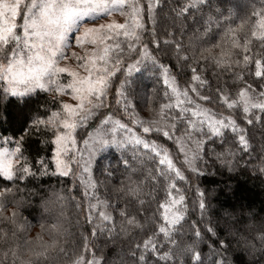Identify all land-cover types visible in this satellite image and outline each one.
Masks as SVG:
<instances>
[{"label":"snow or ice","instance_id":"snow-or-ice-1","mask_svg":"<svg viewBox=\"0 0 264 264\" xmlns=\"http://www.w3.org/2000/svg\"><path fill=\"white\" fill-rule=\"evenodd\" d=\"M160 4L0 0V125L13 129L0 134V225L11 226L0 227V264H107L92 243L98 232L128 241L112 264H230L233 239L250 254L264 253V224L248 236L231 228L222 236L205 219L206 193L195 188L190 210L184 189L210 163L232 171L243 160L264 174V144L253 156L248 136L250 126H264V0L243 16L225 0L214 10L210 0H186L170 10L162 33ZM205 6L207 17L188 23ZM142 70L166 86V102H156L155 88L147 96L149 118L130 99ZM81 127L91 131L79 137ZM32 137H42L51 155L26 154ZM109 149L119 153L114 166L99 159ZM96 167L106 179L95 178ZM117 175L113 195L102 197ZM43 176H71L81 190L50 188L41 200L49 219L21 244L18 234L30 227L22 219L24 193L36 194L21 185ZM70 202L91 226L71 244Z\"/></svg>","mask_w":264,"mask_h":264},{"label":"trees","instance_id":"trees-1","mask_svg":"<svg viewBox=\"0 0 264 264\" xmlns=\"http://www.w3.org/2000/svg\"><path fill=\"white\" fill-rule=\"evenodd\" d=\"M186 0H161L160 7L155 10L156 18L159 21L157 25V31L163 32L164 26H171V15L170 10L173 8H178ZM212 5V10L217 6V0H210ZM255 3L258 8L260 5V0H225L227 7L233 10L235 16H243L247 14L251 7ZM209 7L205 6L202 12H190L188 15L190 17L188 23H191V16L195 15L197 19L203 15L205 18L209 14ZM166 15L169 17L165 19ZM181 21H176V25L179 26ZM151 27V25H149ZM195 27V25H193ZM191 34V30H189ZM167 63V60L165 61ZM174 64L175 61H172ZM255 66L251 65V71L254 72ZM211 76V72L208 73ZM134 78L136 81L137 90L135 93L130 95V99L133 104L136 105V111L143 118H149L151 113L148 111L147 96L152 95L153 88L157 89L159 95L156 97V102H166L163 99V92L165 90V85L162 79L157 82L156 77L149 74L148 71H140L139 73H134ZM254 78V77H253ZM185 75H180L181 87H183V80ZM213 79V86H215V78ZM206 91V90H205ZM43 99V97H41ZM154 102V106H156ZM115 105V101H112ZM114 115L119 117L121 113L115 108L113 109ZM127 122V121H125ZM92 126L95 125V121L89 122ZM12 127L10 125H0V134L11 135ZM88 131H91L90 127H81L78 130L79 137L85 136ZM248 136L253 145L255 151L252 153L256 156L259 153L260 147L264 144V126L255 125L248 128ZM42 137H32L25 144L27 149L26 154H31L35 157L39 156H50L51 148L48 145L40 143ZM237 153V157H239ZM119 156L114 149H109L107 152L101 154L99 159L103 163H110L111 165L116 164V159ZM248 159V157H245ZM94 175L97 180L106 179L102 175L98 167L94 168ZM122 179L121 176L117 175L108 185V192L105 193L104 189H100L101 196H109L112 194V185L118 184ZM28 190L34 191L35 195H29V192L24 193L26 197V203L21 209L22 219L27 220L30 225L29 228L24 233H20L19 242L23 244L25 239L33 238L37 233L41 232L40 225L45 223L49 216L43 213V208L41 206V200L43 197L48 195L50 188L54 187L56 189L63 188L65 192L69 188H73L72 195H76L80 191L79 181L73 182V178L60 177V176H43L36 177L26 182V184L21 185ZM199 187L202 191L206 193V203L208 205L207 215L205 219L210 216L213 223H218L221 229V235L223 236L225 231L229 228L235 230L237 237L240 235L248 236L253 233L256 228H259L261 224H264V174L254 171L252 168H244V161L239 160V162L234 165L233 170L229 171L227 167L221 166L218 162L215 164H209L203 175L197 177L194 174L191 176V191H188L189 185L185 184L184 189L188 197V205L191 210L193 202L197 200L195 188ZM67 215V221L65 226L69 228V231L74 233V237L70 238V244L72 239L79 241V234L84 232L86 235L91 231V226L87 225L84 221L83 215L79 214V210L74 207L70 202L65 209ZM230 212L233 214L234 218L225 217L224 213ZM199 213L197 212L198 218ZM77 220L80 221L79 226H77ZM0 227L11 228L10 225H0ZM185 225V229H187ZM44 239L47 240V234H43ZM90 239H92L90 237ZM94 246L98 249V255H103L107 261V264H112L114 260H119V254L121 251L127 252L128 241L117 237L115 242L107 239V233L101 234L97 233V236L92 240ZM205 254L208 253V249L205 246L203 248ZM228 259L230 264H264V253L259 251L250 254L247 250L241 247H237L236 240L232 241V249L229 251ZM151 264V261H150Z\"/></svg>","mask_w":264,"mask_h":264},{"label":"rangeland","instance_id":"rangeland-1","mask_svg":"<svg viewBox=\"0 0 264 264\" xmlns=\"http://www.w3.org/2000/svg\"><path fill=\"white\" fill-rule=\"evenodd\" d=\"M66 99H67V97H66Z\"/></svg>","mask_w":264,"mask_h":264}]
</instances>
